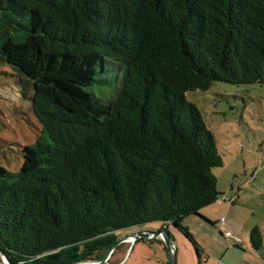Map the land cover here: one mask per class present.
Listing matches in <instances>:
<instances>
[{"label": "trees", "instance_id": "obj_1", "mask_svg": "<svg viewBox=\"0 0 264 264\" xmlns=\"http://www.w3.org/2000/svg\"><path fill=\"white\" fill-rule=\"evenodd\" d=\"M108 59L121 75L106 103L86 88ZM0 62L32 85L48 139L23 147L18 172L0 166V258L100 260L114 232L156 223L202 264L182 221L215 223L200 210L223 160L185 93L264 83V0H0ZM249 240L261 249L257 226Z\"/></svg>", "mask_w": 264, "mask_h": 264}, {"label": "rangeland", "instance_id": "obj_2", "mask_svg": "<svg viewBox=\"0 0 264 264\" xmlns=\"http://www.w3.org/2000/svg\"><path fill=\"white\" fill-rule=\"evenodd\" d=\"M120 73L121 66L108 59L106 72L97 74V80L86 90L108 103L117 93ZM32 94L29 81L0 62V166L9 172H18L24 146L33 145L40 136L47 139L33 112ZM185 96L213 133L223 165L213 170L221 194L203 209L215 223L203 225L188 217L182 225L189 228L202 249V264H264V83L216 81L207 90H189ZM254 226L263 237L259 250L249 240ZM156 229V223H146L114 234L117 240ZM170 231L177 247L176 264H197L193 243L175 228ZM224 231L231 236H225ZM132 238L116 245L107 264H168V251L160 239L149 242ZM95 261L98 259L93 255L81 262ZM0 264H4L2 256Z\"/></svg>", "mask_w": 264, "mask_h": 264}, {"label": "water", "instance_id": "obj_3", "mask_svg": "<svg viewBox=\"0 0 264 264\" xmlns=\"http://www.w3.org/2000/svg\"><path fill=\"white\" fill-rule=\"evenodd\" d=\"M134 237V241L143 238L145 241H153L154 239H160L167 251H168V264H176V252L173 244V238L171 237V233L167 227H158V229L154 231H141L138 233L129 234L123 236L117 240H115L104 252L102 258L95 262H78L73 264H107L108 257L111 254L112 250L121 242H124L128 237ZM2 261L4 264H12L8 258L2 254Z\"/></svg>", "mask_w": 264, "mask_h": 264}, {"label": "crops", "instance_id": "obj_4", "mask_svg": "<svg viewBox=\"0 0 264 264\" xmlns=\"http://www.w3.org/2000/svg\"><path fill=\"white\" fill-rule=\"evenodd\" d=\"M216 202V201H215ZM211 205V204H210ZM209 206V205H208ZM205 207H207V206H205ZM205 207H203L201 210H200V214L202 215V216H204L205 218H207V219H209V220H211V221H213L212 219H210V217L208 216V212H206L205 210H203ZM188 217H190V219H195L196 221H198V223H200V224H205V225H208L209 223L206 221V220H204V219H202L200 216H197V215H190V216H188ZM188 217H186V218H188ZM185 218V219H186ZM184 219V220H185ZM183 220V221H184ZM182 221V222H183ZM217 222V221H216ZM187 227V226H186ZM188 228V227H187ZM189 229V228H188ZM170 231V230H169ZM170 233H171V231H170ZM173 244H174V248H175V251L177 252V247H176V243H175V237L173 238ZM238 246V244L237 245H235V247H237ZM228 250H226V252H227ZM206 259H207V257H206Z\"/></svg>", "mask_w": 264, "mask_h": 264}, {"label": "built area", "instance_id": "obj_5", "mask_svg": "<svg viewBox=\"0 0 264 264\" xmlns=\"http://www.w3.org/2000/svg\"><path fill=\"white\" fill-rule=\"evenodd\" d=\"M225 236H231V233L229 231H224Z\"/></svg>", "mask_w": 264, "mask_h": 264}, {"label": "bare ground", "instance_id": "obj_6", "mask_svg": "<svg viewBox=\"0 0 264 264\" xmlns=\"http://www.w3.org/2000/svg\"><path fill=\"white\" fill-rule=\"evenodd\" d=\"M129 238H131V239H132V241H133V238H132V237H129ZM127 240H129V239H126L125 241H127Z\"/></svg>", "mask_w": 264, "mask_h": 264}]
</instances>
